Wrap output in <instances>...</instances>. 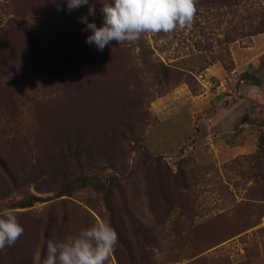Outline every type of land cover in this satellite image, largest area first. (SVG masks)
Listing matches in <instances>:
<instances>
[{
	"label": "rangeland",
	"instance_id": "rangeland-1",
	"mask_svg": "<svg viewBox=\"0 0 264 264\" xmlns=\"http://www.w3.org/2000/svg\"><path fill=\"white\" fill-rule=\"evenodd\" d=\"M197 8L191 30L99 51L88 6L0 0V212L24 228L0 264L100 222L108 264H264V0ZM93 177L116 184L55 196ZM31 195L50 199L14 206Z\"/></svg>",
	"mask_w": 264,
	"mask_h": 264
},
{
	"label": "clouds",
	"instance_id": "clouds-1",
	"mask_svg": "<svg viewBox=\"0 0 264 264\" xmlns=\"http://www.w3.org/2000/svg\"><path fill=\"white\" fill-rule=\"evenodd\" d=\"M100 12L103 23L97 27L88 17H95L96 5L89 0H66L69 12L88 6L87 15L79 19L91 31L86 43L103 51L112 41L136 43L147 34L171 36L177 30H191L198 12L197 0H108ZM58 10H62L57 5ZM24 228L14 209L0 212V252L13 247ZM118 243V234L110 224L97 223L76 236L46 241L42 264H108Z\"/></svg>",
	"mask_w": 264,
	"mask_h": 264
},
{
	"label": "trees",
	"instance_id": "trees-1",
	"mask_svg": "<svg viewBox=\"0 0 264 264\" xmlns=\"http://www.w3.org/2000/svg\"><path fill=\"white\" fill-rule=\"evenodd\" d=\"M249 80L250 81L252 80L253 82H256V80L252 79V78H249ZM262 125L264 126V121H263ZM263 143H264V136L261 135V136L258 137L257 144H258V146H260ZM107 183L109 185H113V184H116V181H115V179H108ZM107 183L101 181L100 179H98L96 177L95 178L93 177L91 179L70 180V181H67L65 183H62L59 186L58 190L56 191V195L55 196L68 194V193L72 192L73 190H75L76 188H78L80 186H88V187L93 188V189L105 188V187H107ZM47 199H50V197H40V196L31 195V196H29L26 199H21V200L16 201L14 203V206L22 208V207L30 206L34 202L45 201Z\"/></svg>",
	"mask_w": 264,
	"mask_h": 264
}]
</instances>
